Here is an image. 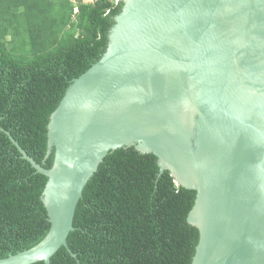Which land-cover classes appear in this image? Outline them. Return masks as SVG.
I'll use <instances>...</instances> for the list:
<instances>
[{
	"label": "water",
	"instance_id": "obj_1",
	"mask_svg": "<svg viewBox=\"0 0 264 264\" xmlns=\"http://www.w3.org/2000/svg\"><path fill=\"white\" fill-rule=\"evenodd\" d=\"M122 1L106 51L51 116L52 166L2 128L48 177L50 229L0 264H51L85 186L126 146L196 190L192 264H264V0Z\"/></svg>",
	"mask_w": 264,
	"mask_h": 264
},
{
	"label": "trees",
	"instance_id": "obj_2",
	"mask_svg": "<svg viewBox=\"0 0 264 264\" xmlns=\"http://www.w3.org/2000/svg\"><path fill=\"white\" fill-rule=\"evenodd\" d=\"M123 5L81 3L74 15L70 0H0V258L33 247L50 229L48 177L2 128L52 166L51 116L73 79L106 51ZM196 194L161 171L155 154L110 151L83 190L68 247L51 264H192L200 233L188 215Z\"/></svg>",
	"mask_w": 264,
	"mask_h": 264
},
{
	"label": "built area",
	"instance_id": "obj_3",
	"mask_svg": "<svg viewBox=\"0 0 264 264\" xmlns=\"http://www.w3.org/2000/svg\"><path fill=\"white\" fill-rule=\"evenodd\" d=\"M70 1L74 7V15H76L79 12V5L81 3H83V4H95L99 0H70ZM109 1L113 2L114 4H118L122 0H109ZM107 12H109V10H107Z\"/></svg>",
	"mask_w": 264,
	"mask_h": 264
}]
</instances>
